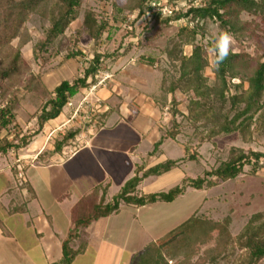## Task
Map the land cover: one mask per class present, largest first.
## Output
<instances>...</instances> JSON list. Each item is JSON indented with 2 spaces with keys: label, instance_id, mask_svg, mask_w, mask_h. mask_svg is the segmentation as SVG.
Instances as JSON below:
<instances>
[{
  "label": "rangeland",
  "instance_id": "374dc122",
  "mask_svg": "<svg viewBox=\"0 0 264 264\" xmlns=\"http://www.w3.org/2000/svg\"><path fill=\"white\" fill-rule=\"evenodd\" d=\"M166 1L153 0L160 5H165ZM169 2L176 11H186L191 5L187 0H170ZM117 4L123 7L126 2L117 0ZM194 4L195 6L200 5V0H196ZM88 12L93 13L99 21H107L109 29L112 28L110 36L108 29L97 46H94L93 40L84 27L88 23L86 20ZM125 15L129 16V19L124 22L121 16L115 13L112 0H83L79 18L67 28L64 35L59 37L57 43L47 53H42L46 61L44 66H41L40 62L34 61L33 50L39 41L44 40L49 20L39 15L30 16L25 26L31 40L21 52L31 73L35 75L40 73L49 91L55 89L62 81H71L80 75L95 51L107 58L101 63V71L93 86L90 89L81 90L63 109L62 119L58 123H47L48 126L46 127V124L37 136H33V134L39 126L33 117L41 105L42 95L35 96L32 93L21 92L20 109L16 120L22 134L32 135V139L27 147L11 150L5 156L0 155V190L10 181L12 187H16L18 190L15 197L27 201L32 199V188L34 190L35 185L40 181H44L43 184H50L51 191L53 189L58 192L66 186L65 183L70 178L73 186L69 190H65V194L70 196L73 193L76 196H81L86 192L88 185L86 186L87 182L78 184L84 179L82 177H85V174L80 173L86 172V175L94 180L93 182H97L101 176V170L98 169L97 161L93 163L90 160H85L87 157L82 154L71 162H68V158L82 146L84 140L93 135L97 129L106 125L110 115L117 113L121 116L120 114L122 111L125 112L126 107L133 113L135 119L142 117L144 120H148L147 123L150 122L154 126L153 131L160 136V139L172 129L175 122L178 123L179 135L176 140H173L178 145L175 146L172 140L166 139L168 152L165 157L159 156L158 162L184 157V147H187L190 153H197L198 156V162H186L185 168H173L166 175L150 179L147 185L142 188L144 193L169 190L171 186L178 182L182 183L187 178H205L207 171L216 169L221 163L228 160L233 148L242 149L245 153L251 150L264 153V126L261 123H255L252 127V130L254 131L255 128V131L246 141L239 134H233L215 138L211 142H204L202 140L206 135L204 129L196 130V127L187 118L190 99H194L195 96L191 93L189 98L177 92L174 98L179 102V105L174 108L172 96L162 92L163 79H166V85H169L171 80L179 75L177 68L165 52L174 48L187 56L191 55L196 47L202 48V56L208 63L204 75L210 86L217 82L213 57L207 50L222 31L218 23L207 21L205 35L199 33L193 39L189 31L180 34L184 28L191 30L195 27V24L189 19L173 22L166 26L161 24L164 18L161 19L160 16L152 18V15L146 14L145 18L132 25L137 12L133 14L126 12ZM241 19L250 23H258L262 29L258 37L249 41L239 42L234 39L231 48V52L249 55V62L240 66V70L243 77H250L260 56L264 54V16L243 13ZM148 28L151 30L146 32ZM76 51H81L82 56L63 62L67 54ZM148 57L156 59L157 68L142 61ZM29 77L30 75H25L23 81L20 82L21 89ZM239 83V79L231 81V94H236L237 91L233 85ZM247 87L245 84L244 89L246 90ZM147 98L153 99L159 109L152 111L151 100L148 103ZM5 105V100L0 98V107H5ZM173 109L179 111L180 114L174 117ZM108 129H105L103 133L113 138L124 137V142H122L124 146L134 141L131 132H125V126ZM17 131V129L11 128V134L8 137L10 141ZM70 132L77 133L78 138H75L74 144H70V146L65 144L60 151H56V144L60 143L64 136ZM5 134L6 132H3V135ZM15 143L18 141L15 140ZM95 156L97 155L95 154ZM84 160L87 167L85 166L84 170L78 169L77 164H84ZM98 160L100 164L105 163L103 156L98 155ZM43 166L49 167L47 170H42ZM126 172L127 168L123 166L116 170L114 176L116 179H120ZM50 176L53 178L52 181ZM23 190L25 191L21 198L18 193H22ZM120 190V187L115 186L108 195L112 198L107 197L106 201H111ZM38 194L39 198L45 200L46 194L43 189H40ZM202 198L204 201L206 198L207 201L197 217L219 223L223 227L224 221L229 219V225L225 231L214 233L211 238L198 237L193 240L190 247L180 244L176 249L180 251L179 258L170 257L167 253L162 254L155 246L152 248L153 253L143 252L136 257L133 264H240L246 251L240 247L238 239L252 217L264 213V168L253 175L252 166H246L244 173L237 179L222 183L210 190H203L198 196V199ZM100 200L101 194L95 199H91L88 207L90 208L92 201L99 202ZM53 213L57 214L56 208L53 209ZM214 257H217L215 262Z\"/></svg>",
  "mask_w": 264,
  "mask_h": 264
},
{
  "label": "trees",
  "instance_id": "16d2710c",
  "mask_svg": "<svg viewBox=\"0 0 264 264\" xmlns=\"http://www.w3.org/2000/svg\"><path fill=\"white\" fill-rule=\"evenodd\" d=\"M112 1L115 13L119 14L124 22L129 19V16L125 15L126 12L130 14L137 12L136 18L132 21L134 25L138 20L145 18L147 12L151 10L150 3L153 0H124L126 4L123 7L117 4V0ZM187 1L191 5L186 11H174L171 16L162 19L161 24L169 26L173 22L189 19L195 27L191 30L184 28L180 34L189 31L193 39L199 33L205 35L207 21L218 23L221 30H228L239 42L249 41L261 33L262 29L258 23L243 21L241 15L247 13L264 16V0H200V5L197 6L194 4L196 0ZM82 2L83 0H0V98L6 102L5 107H0V155L5 156L11 150L25 148L31 142L32 135L22 134L16 120L22 91L35 96L42 95L41 105L33 117L39 126L33 134L37 136L48 122L61 115L63 109L81 90L90 89L100 73L101 63L107 57L95 51L80 75L71 81H62L55 89L49 91L43 82L42 75L31 73L21 52L31 40L25 26L30 16L39 15L42 18H48L49 27L45 32V38L39 41L33 50L34 61L44 66L46 61L42 53H47L57 43L59 37L64 35L67 28L79 18ZM86 20L88 23L84 27L93 40L94 46H97L109 29L108 22L99 21L90 12ZM111 30L112 28L109 29V36ZM150 30L151 28H148L146 32ZM165 52L177 68L179 75L174 77L169 85H166L167 80L163 79L162 92L172 96L174 108L179 105L174 98L177 92L189 98L191 93L195 96L194 99H190L187 118L196 130L204 129L206 134L202 139L204 142L233 134H239L246 141L254 133L255 128L253 131L252 127L256 122L264 126V54L257 61L252 75L243 77L240 66L249 62V55L230 52L227 60L218 69L215 66L214 74L217 82L210 86L204 75L208 63L202 56V48L196 47L189 56L183 55L177 48ZM78 56H82L81 51L71 52L64 57L63 62ZM142 61L157 68L158 63L153 57L142 59ZM27 74L30 77L21 89L19 84ZM235 79H239L240 83L233 85L237 92L231 94V81ZM245 84L248 86L246 90ZM178 114H180L179 111L173 109L174 117ZM11 128L18 130L12 141L8 139ZM177 129L178 123L175 122L172 129L155 144L149 156L159 152L164 140H176L179 135ZM3 132L6 134L3 135ZM76 135V132L65 135L63 140L56 144L55 150L60 151ZM15 140L18 143H15ZM184 153L185 156L178 161L167 160L148 169L145 164L139 166L134 177L124 184L111 201H106L109 184L104 187L99 185L92 193L83 197L72 212V228L63 242L62 259L55 264H72L74 259L85 250L84 244L77 249L73 246L74 242L80 238L81 231L93 221L117 214L122 205L143 207L157 202H173L189 188L210 190L222 183L235 180L244 173L246 166H252L253 175L264 168V153L252 150L245 153L242 149L233 148L228 160L216 169L207 171L205 178H187L167 192L139 193L138 188L145 179L162 176L186 162H198L197 153H190L187 147H184ZM99 194H101V200L92 201L89 208V201ZM224 222L223 227L219 223L193 217L144 252L151 254L154 252L152 248L156 246L162 254L167 253L170 257L179 258L180 251L176 250L177 246L183 244L190 247L193 240L198 237L211 238L214 233L225 231L229 225V219ZM238 242L246 251L240 264L264 263V213L252 217ZM216 258H213L214 262Z\"/></svg>",
  "mask_w": 264,
  "mask_h": 264
},
{
  "label": "crops",
  "instance_id": "0c3cea01",
  "mask_svg": "<svg viewBox=\"0 0 264 264\" xmlns=\"http://www.w3.org/2000/svg\"><path fill=\"white\" fill-rule=\"evenodd\" d=\"M149 100H151L152 111L159 109L153 99L147 98L148 103H150ZM120 115L117 113L110 115L106 125L97 129L93 135L84 140L82 146L68 158V162H71L82 154L87 157L85 160H90L93 163L97 161L98 169L101 170V176L97 182H93L94 180L86 175V172L80 173L85 174V177H82L84 179L78 184L87 182L86 186L88 185L86 192L81 196H76L73 193L70 196L65 194V190H69L73 186L70 178L66 181V186L58 192L53 189L51 191L50 184H43L44 181H40L41 184L35 185L34 190L36 191L31 187L33 197L27 201L15 197L18 190L16 187H12L10 181L0 190V264L58 263L63 256V242L72 228V212L83 197L92 193L97 186L109 184L107 197L110 199L112 197L108 196L109 192L115 186L121 189L128 180L134 177L139 166L145 164L148 169L163 163V161L158 162V159L159 156L165 157L168 152L166 150L168 141L165 140L157 154L149 156L153 152L155 144L160 140V136L153 131L154 126L150 122L147 123L148 120L146 121L142 117L135 119L127 107L125 112L122 111ZM143 116L149 119L145 115ZM61 119L62 114L48 123H58ZM117 126H125V132H131L134 139L131 144L124 146L122 143L124 137L113 138L103 133L105 129H115ZM75 138L78 136L76 135ZM75 138L69 140L67 145L74 144ZM173 142L175 143V141ZM177 145L175 143V146ZM98 155L103 156L105 163H98ZM85 163L77 164L78 169L84 170L87 167ZM186 165L183 164L174 169L185 168ZM123 166L127 168V172L122 178L116 179L114 176L116 170ZM48 167L43 166L42 170H47ZM152 178L155 177H149L142 182L138 188L140 194L159 193H144L142 190ZM52 179L50 176L51 181ZM180 183L169 187L171 189ZM40 189H43L46 194L45 200L39 198ZM24 191L18 193V196L22 198ZM202 191L189 188L173 202H157L143 207L122 205L117 214L93 221L81 231L80 238L74 242V249L84 244L85 250L74 259L72 264H133L136 257L146 251L148 247L191 218L197 217L207 201L206 198L205 201L203 198L198 199ZM55 208L57 214L53 213Z\"/></svg>",
  "mask_w": 264,
  "mask_h": 264
},
{
  "label": "clouds",
  "instance_id": "9594fccd",
  "mask_svg": "<svg viewBox=\"0 0 264 264\" xmlns=\"http://www.w3.org/2000/svg\"><path fill=\"white\" fill-rule=\"evenodd\" d=\"M233 43V34L228 30H222L214 40L212 46L208 48L207 51L213 57V63L217 69L229 57Z\"/></svg>",
  "mask_w": 264,
  "mask_h": 264
},
{
  "label": "built area",
  "instance_id": "2783aa9c",
  "mask_svg": "<svg viewBox=\"0 0 264 264\" xmlns=\"http://www.w3.org/2000/svg\"><path fill=\"white\" fill-rule=\"evenodd\" d=\"M169 3H170L169 0H167L165 5H160V4H158V2L152 1L150 3L151 10L149 12H147V15L148 16L152 15V18H153V16L156 18L158 16H160L161 19L166 18L168 16H171L174 13V11H176V10Z\"/></svg>",
  "mask_w": 264,
  "mask_h": 264
}]
</instances>
